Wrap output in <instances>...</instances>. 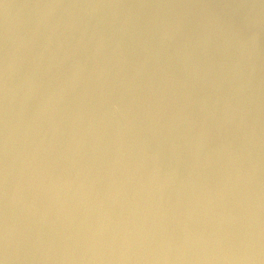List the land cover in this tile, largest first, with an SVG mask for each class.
<instances>
[{
	"label": "water",
	"instance_id": "1",
	"mask_svg": "<svg viewBox=\"0 0 264 264\" xmlns=\"http://www.w3.org/2000/svg\"><path fill=\"white\" fill-rule=\"evenodd\" d=\"M0 264H264V0H0Z\"/></svg>",
	"mask_w": 264,
	"mask_h": 264
}]
</instances>
